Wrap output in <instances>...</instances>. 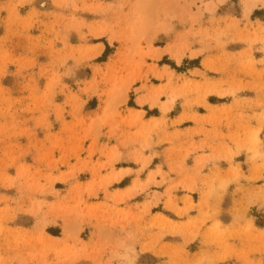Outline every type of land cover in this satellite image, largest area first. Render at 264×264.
Wrapping results in <instances>:
<instances>
[{"label": "rangeland", "instance_id": "1", "mask_svg": "<svg viewBox=\"0 0 264 264\" xmlns=\"http://www.w3.org/2000/svg\"><path fill=\"white\" fill-rule=\"evenodd\" d=\"M205 4L0 0V264H264V0L224 7L209 74L152 51L161 12ZM140 89L176 102L143 143L166 168L120 191L94 157Z\"/></svg>", "mask_w": 264, "mask_h": 264}, {"label": "crops", "instance_id": "2", "mask_svg": "<svg viewBox=\"0 0 264 264\" xmlns=\"http://www.w3.org/2000/svg\"><path fill=\"white\" fill-rule=\"evenodd\" d=\"M205 5H202L201 9H196V7H191V10L186 8H176L173 7L169 11L166 19H163L164 13L161 12L159 15V22H155L154 25L150 27V32H154V38L152 40L154 53H160V56L156 59L161 60L164 57L174 59L169 53L172 48L183 49L187 47L184 56L182 58V63L185 60H190L192 62L200 60L198 65H193L190 72L195 70H200L209 74L207 69L204 70V65L208 62L209 58H215L213 52L209 53V47H207L206 42L208 41V33H210L212 28H216V24L222 22H233L234 20H239L240 18L231 11L230 7L228 11H225L224 7L229 5L232 0H225L221 2L220 0H204ZM213 3L215 7L213 10H209L206 5H211ZM199 3L196 2V5ZM180 5L183 6V2L180 1ZM251 15V14H250ZM221 24V25H222ZM143 46L144 43H142ZM106 46L102 43L100 49V55L105 51ZM153 59V58H152ZM150 60V61H149ZM147 62L155 64V61L149 59ZM215 62V59H212ZM203 67H199L200 65ZM162 69L169 67L170 65L164 63ZM141 85H137L136 88H141ZM144 91L140 89L139 93H136L134 100L138 104V100L144 97ZM167 99H161V102H166ZM169 100V99H168ZM214 106L213 103H209ZM176 107V102L170 104L168 111L162 110L159 105H151L149 103L140 105L137 107H131L126 105L122 108V121L121 125L117 126V132H108L105 136L101 147L103 148L102 153H96L95 159L99 163L108 164L109 167L106 169L105 175L114 178L113 184L122 183L129 179L130 184H126L123 187H119L118 190H126L132 188L135 181L144 182L149 177H155L156 180L159 179V167L164 170L166 167L160 161L159 156L155 155V147L153 149L143 147L145 139L152 137L153 141H156L160 133H155L153 129L160 125L162 118H169V124L173 118L170 114ZM152 112V113H151ZM176 116H174V119ZM186 123V124H185ZM182 129H200V126L193 123L184 122V124H179ZM177 125H175L176 127ZM207 130L211 129V126L203 125ZM116 128V126L114 127ZM171 128V127H170ZM151 129L153 133H151ZM189 129V130H190ZM99 143V144H100ZM155 144V143H154ZM157 144V143H156ZM94 159V160H95ZM145 162H147L145 164ZM103 174V173H102Z\"/></svg>", "mask_w": 264, "mask_h": 264}, {"label": "bare ground", "instance_id": "3", "mask_svg": "<svg viewBox=\"0 0 264 264\" xmlns=\"http://www.w3.org/2000/svg\"><path fill=\"white\" fill-rule=\"evenodd\" d=\"M247 9L249 10V6H248ZM100 48H101V46H99V47L95 50V54L100 53ZM157 56H160V53H158ZM176 57H177L178 60H180V59H181V53L177 54Z\"/></svg>", "mask_w": 264, "mask_h": 264}, {"label": "trees", "instance_id": "4", "mask_svg": "<svg viewBox=\"0 0 264 264\" xmlns=\"http://www.w3.org/2000/svg\"><path fill=\"white\" fill-rule=\"evenodd\" d=\"M259 225H261V224H259ZM261 226H264V225H261Z\"/></svg>", "mask_w": 264, "mask_h": 264}]
</instances>
